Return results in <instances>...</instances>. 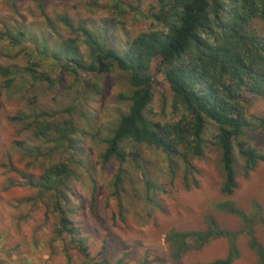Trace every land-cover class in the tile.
I'll return each instance as SVG.
<instances>
[{
    "label": "rangeland",
    "instance_id": "obj_1",
    "mask_svg": "<svg viewBox=\"0 0 264 264\" xmlns=\"http://www.w3.org/2000/svg\"><path fill=\"white\" fill-rule=\"evenodd\" d=\"M158 10L159 0H0V34H25L20 44L0 40V66L14 77L7 89L0 79V264H213L225 260L233 245L232 264H257L250 242L255 239L264 250V161L246 169L235 148L237 186L224 193L215 124L207 125L200 156L182 146L169 157L127 141L125 163L102 159L105 141L129 108L130 73L90 71L89 48L78 28L121 55L140 33L164 29L149 18ZM248 29L264 38V19L252 20ZM75 37L84 66L63 73V62L52 53L62 38ZM44 45L47 55L38 56L36 46ZM29 67L41 80L30 77ZM168 69L161 58L150 67L148 116L162 124L185 115L165 81ZM237 102L245 120L262 125L257 120L264 121V96L241 91ZM40 123L58 129L38 138ZM260 126L240 140L264 156ZM59 164L69 166L65 184L52 191L37 188L44 171ZM222 204L235 206L251 226L220 210ZM210 220L234 241L212 237L199 246L190 238L176 258L178 245L169 236L207 233ZM78 239L88 248L87 260L75 247Z\"/></svg>",
    "mask_w": 264,
    "mask_h": 264
},
{
    "label": "trees",
    "instance_id": "obj_2",
    "mask_svg": "<svg viewBox=\"0 0 264 264\" xmlns=\"http://www.w3.org/2000/svg\"><path fill=\"white\" fill-rule=\"evenodd\" d=\"M149 18L164 29L140 33L128 41L129 48L121 55L106 47L104 41L90 30L83 26L78 28L89 48L90 71L107 73L117 68L130 73L129 108L120 116L112 137L105 141L106 151L102 159L104 162L125 163L127 154L123 143L127 141L159 149L169 157L178 154L182 146L200 156L204 149V132L208 123H213L218 129L213 144L220 152L225 173L221 190L231 194L237 186L235 148L245 159L246 169L264 161L262 154L240 140L245 132L256 131L260 125L245 120L237 102V94L241 91L264 96V38L248 29L252 20L264 19V0H159V10ZM63 22L70 26L66 18ZM21 28L20 25L17 27ZM24 35L19 30L15 35L0 34V40L7 38L14 44H20ZM77 40L76 37L62 38L52 53L57 62H63V73H77L84 66L77 54ZM45 46H36L38 56L47 55ZM155 58H161L162 63L169 67L165 81L175 98L177 110L185 114L177 122L162 124L148 116L153 100L150 67ZM34 71L31 68L28 73L38 81L40 78ZM11 75L9 67L0 66L4 89L14 82ZM257 121L262 124L260 127L264 126V121ZM52 128L58 129V126L40 123L34 133L36 137L45 139ZM69 171L66 164L50 166L41 176L37 188L52 191L64 185ZM121 172L120 169L118 178ZM219 208L238 216L246 229L251 226L248 218L235 206L222 204ZM262 223L264 225V219ZM209 225L210 231L204 234L176 233L169 236V241L178 245L175 257L180 256L190 238L199 246L212 237H227L234 241L231 233L220 230L212 220ZM62 227L73 233V230H67L68 224L64 220ZM250 246L257 253V264H264L263 248L255 239L251 240ZM75 247L85 260L89 258L83 239H78ZM236 253L233 245L225 260L213 264H232Z\"/></svg>",
    "mask_w": 264,
    "mask_h": 264
}]
</instances>
